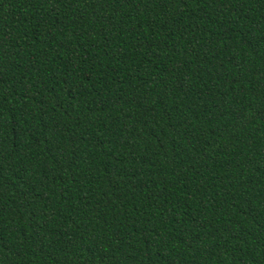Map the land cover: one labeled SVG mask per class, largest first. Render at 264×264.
<instances>
[{"label": "trees", "instance_id": "trees-1", "mask_svg": "<svg viewBox=\"0 0 264 264\" xmlns=\"http://www.w3.org/2000/svg\"><path fill=\"white\" fill-rule=\"evenodd\" d=\"M0 264H264V0H0Z\"/></svg>", "mask_w": 264, "mask_h": 264}]
</instances>
